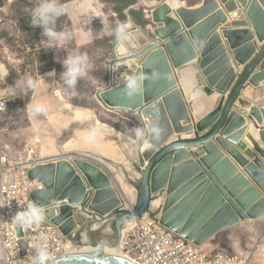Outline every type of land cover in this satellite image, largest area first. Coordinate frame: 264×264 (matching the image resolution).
Here are the masks:
<instances>
[{
  "label": "water",
  "instance_id": "obj_1",
  "mask_svg": "<svg viewBox=\"0 0 264 264\" xmlns=\"http://www.w3.org/2000/svg\"><path fill=\"white\" fill-rule=\"evenodd\" d=\"M178 1L179 7L164 0L147 11L158 25L157 37L136 35L134 54L117 53L110 62L112 84L96 92L106 110L138 115L144 129L153 120L162 128L159 137L146 131L134 152L141 174L134 182L136 205L123 208L116 176L97 159L126 169L107 157L70 152L29 171V179L43 186L31 198L46 218L64 236L76 231V246L102 248L53 264H135L111 256L106 247L119 248L127 224L150 214L163 193L161 223L200 247L233 226L264 221V121L255 106L259 135L248 134L250 121L240 107L246 88L264 81V0H202L194 6ZM119 45L112 43L116 51ZM127 60L142 67L118 82L114 67ZM133 80L135 89L129 88ZM95 225L100 228L93 230Z\"/></svg>",
  "mask_w": 264,
  "mask_h": 264
},
{
  "label": "rangeland",
  "instance_id": "obj_2",
  "mask_svg": "<svg viewBox=\"0 0 264 264\" xmlns=\"http://www.w3.org/2000/svg\"><path fill=\"white\" fill-rule=\"evenodd\" d=\"M11 1L2 0L0 3L10 8L12 5L27 4L23 0ZM89 1L56 0L66 9L54 25L55 31L68 34L67 39L60 41H50L43 36L42 27L32 26L29 13L33 6H26V9L7 17L6 28L0 34V66L3 67L0 68V98L8 101V109L0 120V158L37 165L63 156L64 151L67 154L86 152L107 157L126 169V173L120 172L121 176L126 185L135 191L138 202L139 191L135 183L140 182L141 174L135 169L139 163L134 152L144 140L135 134L137 128L144 129L142 121L135 114L106 110L97 101L96 92L112 84L110 62L117 54L112 43L121 39L129 23L137 27L143 37L149 40L157 37L154 27L158 25L147 19V11L161 5L164 0H136L130 9L141 12L138 17L146 20L145 24L132 20L130 9L125 12L127 20L120 18L116 8L125 5L124 2L92 0L95 5L84 6V2ZM182 1L186 6L202 2ZM67 14L75 16L76 21L71 23ZM118 28H123L122 35H118ZM132 46L129 44L131 51H135ZM77 54L88 56V68L86 74L69 87L63 76L67 71L63 62L69 55ZM131 67L121 66L120 71L115 73L116 81L124 82L131 78L134 74L129 70ZM53 70L55 74L47 76ZM29 78L38 81L34 91L24 88V82ZM245 91L250 92L252 105L260 109L258 119L263 122L264 81L259 87L250 84ZM36 103L43 104L46 110L33 116L29 106ZM251 116L253 123L256 116ZM103 142L107 143V147ZM104 148L109 151L103 152ZM97 161L108 166L115 176L119 175L116 168ZM114 183L123 194L120 182L116 179ZM164 197L163 193L156 200ZM161 206L153 209L151 215L160 217ZM123 208L129 207L125 205ZM206 249L217 253H243L255 264H264V221L250 220L233 226L211 240Z\"/></svg>",
  "mask_w": 264,
  "mask_h": 264
},
{
  "label": "built area",
  "instance_id": "obj_3",
  "mask_svg": "<svg viewBox=\"0 0 264 264\" xmlns=\"http://www.w3.org/2000/svg\"><path fill=\"white\" fill-rule=\"evenodd\" d=\"M23 1L27 3L24 6H35V0ZM7 17V5L0 3V34L6 28ZM7 109V99L0 98V120ZM33 166L0 158V264H33L37 248L46 249L53 258L49 264H53L78 248L74 243L77 232L64 236L32 200L31 195L43 188L29 179ZM29 206L39 210L41 220L21 225L16 217ZM143 219L146 221L124 235L119 246L123 255L138 264H255L243 253H217L200 247L163 225L161 216L150 213Z\"/></svg>",
  "mask_w": 264,
  "mask_h": 264
},
{
  "label": "clouds",
  "instance_id": "obj_4",
  "mask_svg": "<svg viewBox=\"0 0 264 264\" xmlns=\"http://www.w3.org/2000/svg\"><path fill=\"white\" fill-rule=\"evenodd\" d=\"M66 9L58 4L56 0H35V6L31 8L29 13L31 17V24L33 27H42L43 36L48 37L50 41H60L68 38V34L65 32L55 31L54 25L56 20L64 15ZM118 35L123 34V28L117 29ZM67 71L63 74L65 83L69 87H73L78 78L86 74L88 68V56L87 55H69L68 58L63 62ZM55 70L49 75H54ZM140 80L143 76L139 77ZM38 87V81L29 78L24 82V88L35 90ZM137 87L136 81L129 82V88L135 89ZM45 106L40 103L32 104L29 106L30 114L33 116L39 115L45 111ZM150 131L156 137H159L162 128L159 126L156 120H153L152 124L147 129L137 128L136 137L144 139L145 132ZM95 134V131L92 133ZM16 220L21 225L38 224L41 220L39 210L29 206L25 211L19 213ZM39 250L36 259L33 264H49V261L53 258L49 255L46 249L37 248Z\"/></svg>",
  "mask_w": 264,
  "mask_h": 264
},
{
  "label": "bare ground",
  "instance_id": "obj_5",
  "mask_svg": "<svg viewBox=\"0 0 264 264\" xmlns=\"http://www.w3.org/2000/svg\"><path fill=\"white\" fill-rule=\"evenodd\" d=\"M169 2H170V4L173 7H179L180 5L183 4V3H180L178 0H169ZM135 28L136 27H134L132 23L127 26V29L128 30L122 35V37L120 39V45L117 48V53L118 54L123 55V56H127V58L130 57V56H132L134 54L133 53L134 51H131V48H129V44H133V46L136 47V44H137L136 43V40H137V36L136 35H139L140 32L138 30H136ZM139 47H141V46H139ZM123 65H127V67H129L131 65L132 67L129 70H132L133 73H135L136 70L138 69V66L139 67H142V62H140L139 60H133V61L127 60L125 62H123V61L122 62H119L114 67V70H115V68L117 66V70H115V73H118L120 71V67L123 66ZM0 68L2 69L3 67L0 66ZM259 78H260V74H256L255 77H254V82H257L259 80ZM243 98L246 100L245 95H243ZM240 107H242L244 109L243 111L245 112V114H246L247 118L249 119V121L252 118L251 115L256 116L255 115V107L251 106L247 102V100L244 103H242V105H240ZM254 116H253V118H254ZM146 124H148V123H146ZM249 133H252L254 135L256 133L257 134L259 133V130L257 128V123H254V122L252 123L250 121V129L248 131V134ZM186 136H189V135H186ZM260 143L262 144V146L264 145L261 141H260ZM149 148H150V145L149 144H146V146L144 147V150H148ZM64 152H63V154L64 155H67V153H64ZM118 180L122 184L121 186H122L123 195H121V196L125 200L124 202H126V204H127L128 207H130V208L134 207L136 205V203H137V199H136L137 196L135 194V191L132 190V188H130L129 186L126 185V183L124 182V177L118 175ZM164 201H165V197H164V199H161L160 201H157L156 200L154 202V204H153L154 209L160 208L161 205L163 206ZM51 213L54 214L53 211H51ZM145 221L146 220H144V219H142V220L135 219V220L131 221L125 227V229H124V235H126L130 230L134 229L136 226L140 225L141 223H143ZM99 228H100V225H95L93 230H98ZM206 246H203V247L206 248ZM77 247L78 248L76 249L75 253L76 252H96V253H100L102 251V248L101 247H97V246L81 245V246H77ZM106 253L110 254L111 256L118 257V258H121V259H124V260L131 261V262H133L135 264H138V263L132 261L130 258H127L125 255H123L121 253L120 248L110 249V248H107L106 247Z\"/></svg>",
  "mask_w": 264,
  "mask_h": 264
},
{
  "label": "crops",
  "instance_id": "obj_6",
  "mask_svg": "<svg viewBox=\"0 0 264 264\" xmlns=\"http://www.w3.org/2000/svg\"><path fill=\"white\" fill-rule=\"evenodd\" d=\"M12 1H10V3H11ZM86 5H90V6H93V5H95V3L94 2H92V0L91 1H89V2H84V6H86ZM20 9H26V6H24L23 4L20 6V5H12L11 6V8L10 7H8L7 6V13H8V16H9V14H14V13H16V12H18V10H20ZM11 10H12V12H11ZM68 15V20L69 21H71V23H73V22H75L76 21V19L77 18H74L75 16H70L69 14H67ZM74 15V14H73ZM130 24V23H129ZM128 24V25H129ZM225 41H226V39H225ZM115 70H117V66H116V68H115ZM47 76H49V74L47 75ZM244 95H245V98H246V100H247V102L251 105V106H253L254 107V105H252V103H251V94H250V92H245L244 93ZM242 108V107H241ZM242 110H244L243 108H242ZM252 119V118H251ZM104 143V142H103ZM104 145H106V147H107V143H104ZM104 145H100V147L101 146H104ZM110 146V149L112 148L111 147V145H109ZM104 149H106V148H104ZM197 149H194V151H196ZM107 151H109V150H103V152H107ZM108 154V153H107ZM44 162V161H43ZM46 162V161H45ZM40 163H42V162H40ZM120 172H122V171H120ZM119 172V175L121 176V175H123L122 173H120ZM116 178H117V182L119 181L118 180V176H116ZM120 182V181H119ZM120 188H121V190H122V186H121V182H120Z\"/></svg>",
  "mask_w": 264,
  "mask_h": 264
},
{
  "label": "trees",
  "instance_id": "obj_7",
  "mask_svg": "<svg viewBox=\"0 0 264 264\" xmlns=\"http://www.w3.org/2000/svg\"><path fill=\"white\" fill-rule=\"evenodd\" d=\"M106 1H117V2H124L125 3V5L116 8L117 13L119 14V16L122 20H127L128 17L125 14V12L127 10H129L136 3V0H106ZM140 13L141 12H139L137 10L130 9V14H131L132 20H134L135 22H137L139 24H143V23L145 24L146 20H140L138 17V15Z\"/></svg>",
  "mask_w": 264,
  "mask_h": 264
}]
</instances>
